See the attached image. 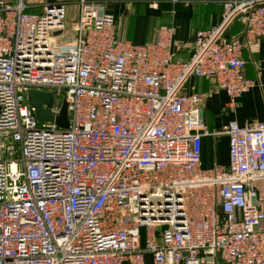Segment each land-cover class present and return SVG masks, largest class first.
Masks as SVG:
<instances>
[{
	"label": "built area",
	"instance_id": "built-area-1",
	"mask_svg": "<svg viewBox=\"0 0 264 264\" xmlns=\"http://www.w3.org/2000/svg\"><path fill=\"white\" fill-rule=\"evenodd\" d=\"M28 1L0 0V264H264V122L210 133L187 86L205 79L233 108L256 85L243 52L264 40V0H222L187 61L172 25L136 45L79 0L64 43L65 3ZM31 91L56 95L54 117L66 102L69 128L40 122ZM211 135L229 137V164L202 169Z\"/></svg>",
	"mask_w": 264,
	"mask_h": 264
},
{
	"label": "crops",
	"instance_id": "crops-1",
	"mask_svg": "<svg viewBox=\"0 0 264 264\" xmlns=\"http://www.w3.org/2000/svg\"><path fill=\"white\" fill-rule=\"evenodd\" d=\"M79 0H42L46 3H65L66 30L59 32L61 42L75 38L72 23L79 15ZM95 4H104L108 11L118 19L119 39L144 45L157 39L159 28L172 25L175 28L174 50L176 60L187 61L191 57L194 37L197 31L206 30L221 23L224 12L222 0H194L185 5L173 0H89ZM40 0H29L28 12L40 14L43 6ZM242 18H236L227 29L228 37H237L244 32ZM244 75L254 80L256 85L238 98L236 106L229 107L225 92L214 90L211 82L191 78L188 89L195 87L203 97L201 104L205 124L210 133L221 130L230 122L240 126L247 123L264 122V40L245 49ZM229 164V137L226 135L206 136L203 138L201 168L211 169L215 166ZM145 264H153L150 256L145 257Z\"/></svg>",
	"mask_w": 264,
	"mask_h": 264
},
{
	"label": "water",
	"instance_id": "water-1",
	"mask_svg": "<svg viewBox=\"0 0 264 264\" xmlns=\"http://www.w3.org/2000/svg\"><path fill=\"white\" fill-rule=\"evenodd\" d=\"M49 93L42 91H31L28 94L29 104L35 108L36 116L40 122L55 121L57 125L62 129L69 128V117L67 110V103L62 105L61 113L59 116L54 117L49 108H45L48 101Z\"/></svg>",
	"mask_w": 264,
	"mask_h": 264
},
{
	"label": "rangeland",
	"instance_id": "rangeland-1",
	"mask_svg": "<svg viewBox=\"0 0 264 264\" xmlns=\"http://www.w3.org/2000/svg\"><path fill=\"white\" fill-rule=\"evenodd\" d=\"M48 93H49V97H48V101L45 106L47 108H51L55 105L56 95L53 92H48Z\"/></svg>",
	"mask_w": 264,
	"mask_h": 264
}]
</instances>
